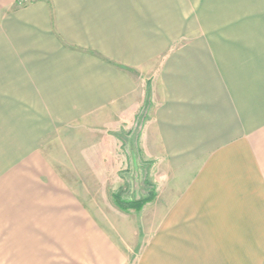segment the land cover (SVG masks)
I'll return each instance as SVG.
<instances>
[{
    "label": "crops",
    "instance_id": "obj_1",
    "mask_svg": "<svg viewBox=\"0 0 264 264\" xmlns=\"http://www.w3.org/2000/svg\"><path fill=\"white\" fill-rule=\"evenodd\" d=\"M147 82L139 142L164 171V240L194 264H264V0H0L4 192L20 214L3 256L126 264L52 162L75 159L56 154L67 130L137 124Z\"/></svg>",
    "mask_w": 264,
    "mask_h": 264
},
{
    "label": "rangeland",
    "instance_id": "obj_2",
    "mask_svg": "<svg viewBox=\"0 0 264 264\" xmlns=\"http://www.w3.org/2000/svg\"><path fill=\"white\" fill-rule=\"evenodd\" d=\"M147 83L148 91H145L137 124L113 133L116 136L101 130H91V133L90 130L78 128L74 131L67 130L61 134L65 144L63 142L58 146L59 152L56 151V154L65 158L72 156L75 159L52 163L58 172L64 174L62 178L77 191V196L86 207L85 210L99 222L101 230L125 252L126 264H194V257L182 255L179 242L164 240L163 225L160 224L164 215L165 194L161 190L164 171L154 169L153 164L146 161L139 142L143 127L140 122L148 115L153 100V88L150 82ZM1 117L3 118L4 114H0ZM5 129L3 124H0V233L5 230L4 232L14 234L17 227L10 222H14L20 214L11 204L14 194L11 197L10 194L14 193V177L10 175L5 178L8 181H4L3 154L5 148L6 154H9L11 146V138L7 136ZM86 152L92 153L90 160L78 158ZM12 163L13 161L8 160V169ZM155 173L156 183L153 177ZM6 185L12 190L9 193L6 191L9 197L4 192ZM151 190L154 197L144 203L138 211L121 209L112 199V194L117 191L121 193L123 201L144 199ZM5 205L7 209L3 210ZM30 231L35 233L28 224L29 234ZM28 243L30 248L34 242ZM37 261V258L31 255L19 259L5 257L0 253V264H38Z\"/></svg>",
    "mask_w": 264,
    "mask_h": 264
},
{
    "label": "trees",
    "instance_id": "obj_3",
    "mask_svg": "<svg viewBox=\"0 0 264 264\" xmlns=\"http://www.w3.org/2000/svg\"><path fill=\"white\" fill-rule=\"evenodd\" d=\"M148 193L149 194L144 199L123 201L121 198V193L117 191L112 194V199L114 200L115 205H117L121 209H127V210L130 209V210L138 211L144 203L150 201L154 197V192L152 190L149 191Z\"/></svg>",
    "mask_w": 264,
    "mask_h": 264
}]
</instances>
